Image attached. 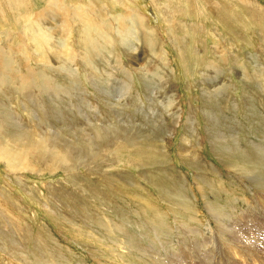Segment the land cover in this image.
<instances>
[{
    "label": "rangeland",
    "instance_id": "rangeland-1",
    "mask_svg": "<svg viewBox=\"0 0 264 264\" xmlns=\"http://www.w3.org/2000/svg\"><path fill=\"white\" fill-rule=\"evenodd\" d=\"M77 2H0V264H264V0Z\"/></svg>",
    "mask_w": 264,
    "mask_h": 264
},
{
    "label": "bare ground",
    "instance_id": "bare-ground-1",
    "mask_svg": "<svg viewBox=\"0 0 264 264\" xmlns=\"http://www.w3.org/2000/svg\"><path fill=\"white\" fill-rule=\"evenodd\" d=\"M54 1V0H53ZM56 1V0H55ZM0 2H1V0H0ZM73 2L80 8H82L83 9V7L82 6H85L84 4H83V2L81 3V2H77V0H73ZM16 3H17V1H16ZM53 4V3H52ZM55 4H57V3H55ZM55 4H53V5H55ZM78 4H80V5H78ZM1 7V6H0ZM43 12V11H42ZM6 13V12H5ZM1 15L3 16V20L5 21V23H6V20H5V15H4V10H1ZM134 15L136 16V14H129V15H126V17L125 16H122L121 17V20H125L124 21V23L127 21L128 22V24H126V25H124V27H129V25H130V21L132 22V19H135L134 18ZM127 16H129V19L127 20L126 18H127ZM136 20V19H135ZM86 21V20H85ZM1 22V21H0ZM30 22H31V20H30ZM136 22V21H135ZM3 25V24H2ZM28 25V24H27ZM32 26H33V31H34V35H33V39L32 40H34L36 43H38V44H43V43H45V41L49 38V40H51V31H49V29H47V28H45L43 25H40V24H38V21H36V19L35 20H32ZM84 26V25H83ZM88 26H86V28H87ZM97 27V29H98V26H96ZM30 28H32V27H30ZM85 29V28H84ZM83 29V30H84ZM32 30V29H31ZM128 30V32H129V30H130V27L127 29ZM101 32V31H100ZM87 35V34H86ZM88 36V35H87ZM86 36V37H87ZM102 36H103V34H102ZM88 38H86V40H87ZM88 41V40H87ZM47 43V42H46ZM95 43V42H94ZM44 45V44H43ZM45 45H48V44H45ZM96 45V44H95ZM45 49V47H43V46H41V49H40V51L41 50H44ZM3 157H5L9 162H16L15 160H14V158H15V155L13 156L12 154H10L8 151H4L3 152ZM12 160V161H11ZM257 218V217H256ZM257 224V223H256ZM243 229V228H242ZM252 231V230H251ZM246 232V231H245ZM244 232V233H245ZM249 233V232H248ZM252 234V233H251ZM239 236V235H238ZM224 248V247H223ZM228 264H230L229 262H228Z\"/></svg>",
    "mask_w": 264,
    "mask_h": 264
}]
</instances>
